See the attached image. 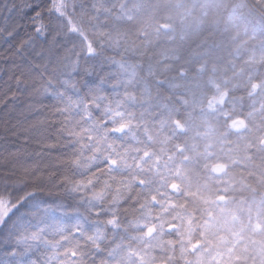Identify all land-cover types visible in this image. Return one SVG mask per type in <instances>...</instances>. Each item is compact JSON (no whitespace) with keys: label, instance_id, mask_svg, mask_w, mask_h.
I'll return each instance as SVG.
<instances>
[{"label":"trees","instance_id":"16d2710c","mask_svg":"<svg viewBox=\"0 0 264 264\" xmlns=\"http://www.w3.org/2000/svg\"><path fill=\"white\" fill-rule=\"evenodd\" d=\"M0 264H264V0H0Z\"/></svg>","mask_w":264,"mask_h":264},{"label":"rangeland","instance_id":"374dc122","mask_svg":"<svg viewBox=\"0 0 264 264\" xmlns=\"http://www.w3.org/2000/svg\"><path fill=\"white\" fill-rule=\"evenodd\" d=\"M7 213V208L3 205V203H0V221L4 217V215Z\"/></svg>","mask_w":264,"mask_h":264}]
</instances>
